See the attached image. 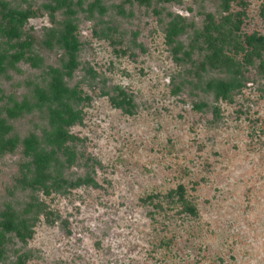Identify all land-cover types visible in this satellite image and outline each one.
Listing matches in <instances>:
<instances>
[{"label":"rangeland","instance_id":"374dc122","mask_svg":"<svg viewBox=\"0 0 264 264\" xmlns=\"http://www.w3.org/2000/svg\"><path fill=\"white\" fill-rule=\"evenodd\" d=\"M61 1L0 0V264H264V0ZM69 21L67 76L58 46L23 44ZM58 79L69 122L47 110ZM209 80L240 86L221 100Z\"/></svg>","mask_w":264,"mask_h":264},{"label":"trees","instance_id":"16d2710c","mask_svg":"<svg viewBox=\"0 0 264 264\" xmlns=\"http://www.w3.org/2000/svg\"><path fill=\"white\" fill-rule=\"evenodd\" d=\"M53 2H55L57 5L62 2L61 0H52ZM60 1V2H59ZM139 3H145L148 0H137ZM165 2L171 1V0H163ZM226 2H228L229 0H225ZM14 13L15 12H11ZM2 15V14H1ZM10 13H6L4 14L3 17H0V23L2 22L3 18H6L5 16H9ZM16 15H18L20 17L19 20H21L22 18H27L30 16H35L36 13L34 11H26V13H17ZM10 17V16H9ZM8 17V18H9ZM14 19V17L11 15V17L9 18V21ZM6 26L8 27V24H6ZM73 25L72 23L69 21L67 22L63 28L61 29H51L49 31H47V33L45 34L44 38L39 39L38 37H36L33 34H26L25 36V42H24V46L28 47V48H34L37 47L39 49L47 50V51H52L54 50V48L56 46H58L60 49L63 50L64 55L67 57V59L65 60L64 64L62 65V68L65 70V75L70 76L71 72L73 71V69L77 66V48H79V43L76 40V38L72 35V30H73ZM15 25L12 23V25H9L8 28L0 31L3 35L5 34H14L15 33ZM256 39L252 36L249 37L247 39V41L249 42V44H251L253 41H255ZM260 43H263V39L259 38L257 39ZM259 43V44H260ZM213 45L214 49L212 51V55L214 57V60L217 61V57L219 56V53L221 51V48H217V46L215 44H211ZM261 45V44H260ZM259 48V46H258ZM4 53H6V50H4ZM4 53H0V65L1 62L4 60ZM15 61H17L18 59L21 58V56H23L22 53L19 52V54L17 55V53H15L14 55ZM3 59V60H2ZM1 67H0V71H1ZM62 70L60 69H50V73H52V77L53 79H57L60 78V74H62L61 72ZM59 75V76H58ZM57 77V78H56ZM206 86V91H214L216 93V97L221 98L222 99H226V97L228 98L231 89L234 88H238L240 86V83L236 80V82H226L223 80H209L205 83ZM50 91H51V95L49 97L50 102L52 99L56 100V104H59L58 106H60L61 110H52L47 108L48 113L54 114V116H56L59 120L61 121H68V119L63 118L62 115H68L70 118L72 117V110L71 107L69 106V99L68 97H66L67 93L69 92L68 89L65 87V85L62 83V81L60 79L58 80H54L51 84H50ZM38 101L42 104H45L47 99L44 98V95L42 93H40L38 95ZM17 107H21L16 105ZM15 115H18V112L14 113ZM62 116V117H61ZM10 128L7 125H4V123H0V143L3 142L6 145V148H8L10 146L13 147L14 145V140L16 139H7V140H3L5 139V133L7 131H9ZM48 142V143H47ZM60 142V138L58 136L53 137L52 139H46L45 143L46 144H50L53 147L58 146ZM25 143L27 150H31L32 152V157H33V163L36 167V170H42L44 171L46 165V162L49 160L51 153L53 152L52 150L49 152H44V150L42 149V145L39 143H37V141L30 137V138H26L25 139ZM42 151V152H39ZM34 153V154H33ZM45 176V174L43 175V177ZM167 198L169 201H174L176 198L178 202H180L183 206V210L192 215L195 216L197 214V210L195 208V206H193L192 204H190L186 199H185V191L183 186L179 185L175 190H171L166 194ZM1 227L5 230V231H10L12 229V221L7 220L2 222Z\"/></svg>","mask_w":264,"mask_h":264}]
</instances>
